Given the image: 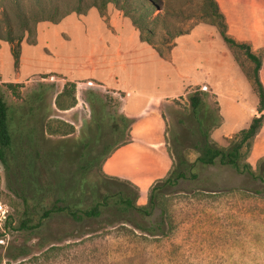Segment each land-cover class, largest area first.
Here are the masks:
<instances>
[{"label":"trees","instance_id":"obj_1","mask_svg":"<svg viewBox=\"0 0 264 264\" xmlns=\"http://www.w3.org/2000/svg\"><path fill=\"white\" fill-rule=\"evenodd\" d=\"M164 3L163 0H0V41L10 44L17 70L21 43L26 40L29 45L36 44V27L40 22L57 24L72 13L86 15L91 8L106 17L107 6L112 4L139 31L141 41L166 58L174 39L187 34L190 28L172 33L164 27L165 48L159 47L157 27L162 21ZM202 10L209 22L201 23L217 27L232 54L239 49L251 63L249 71L240 66L257 95L258 116L248 128L232 136L226 147L218 146L209 138V132L222 123L219 109L212 119L203 100L207 96L205 91L190 93L191 119L199 133L193 143L198 157L191 163L182 154L169 153L172 167L166 177L149 188L145 205H138L137 185L103 171L104 162L131 142L134 123L110 109L109 97L95 90L87 91L85 101L90 117L83 120L75 136L73 126L56 118L58 112L77 105L75 83L66 82L60 92H55L56 85L41 84L24 95L17 91L22 87L20 84L3 83L17 99L8 102L0 95V163L7 174V190L19 206L12 228L25 241H35L39 250L58 248L63 243L115 228L144 239L166 237L171 232L167 197L180 183L200 179L196 165L202 169L217 163L230 167L246 178L247 192L264 197V158L258 160L255 170L247 162L252 142L264 125V85L260 77L263 54H256L249 43L238 42L229 34L226 17L216 0H203ZM53 122L60 125L51 130ZM65 124L70 131L61 130ZM5 222L9 225L7 219ZM30 254L26 242L20 246L10 244L6 250L10 260Z\"/></svg>","mask_w":264,"mask_h":264},{"label":"rangeland","instance_id":"obj_2","mask_svg":"<svg viewBox=\"0 0 264 264\" xmlns=\"http://www.w3.org/2000/svg\"><path fill=\"white\" fill-rule=\"evenodd\" d=\"M163 1L165 3L162 6L164 9L162 21L157 27V41L161 48H165L162 39L167 37L164 27L174 33L188 30L204 21L209 22L204 18L203 0ZM216 1L228 14L245 9V20L252 39L251 46L256 49L254 50L256 54H263L260 77L264 85V0ZM232 28L235 30L237 26ZM62 40V46L53 47L52 42L51 48L38 46V50L35 51H38L39 58L43 59L41 67L55 65L64 69L72 68L74 52L80 58L78 59L80 66L85 67L87 51L72 48V38L66 33ZM233 54L245 71L251 70L252 65L241 50L235 49ZM3 63L4 77L14 79L15 72L13 66L9 68L7 56L3 57ZM28 75V72H23L20 76L24 78ZM41 84L56 85L55 92H60L65 83L62 76L53 78L50 75H40L21 83L22 87L17 88V91L24 95ZM76 87L77 105L71 110L58 112L56 116L59 121L74 127L75 136L83 120L90 117V109L85 101L87 91L95 90L109 97L110 109L123 114L122 93L93 83ZM198 89L201 87H194L183 96L162 102V113L167 124L165 136L167 149L169 153L184 155L191 163L198 157V152L193 149V143L198 139L199 133L196 123L191 119L188 95ZM203 91L207 95L203 98L207 107L205 108L214 119L218 115V102L209 90ZM252 92L253 96L248 102L254 107L255 117L258 116L256 111L258 98L253 86ZM0 95L8 102L17 99L3 83H0ZM66 124L61 125V130L70 131ZM58 125L60 124L57 122L51 123V130ZM214 130L209 132V138L221 147H226L229 139L235 135L232 133L231 137L223 138L224 133L228 134L233 130L228 123L225 127ZM262 158L264 125L252 142L247 162L255 170L258 160ZM195 172L200 176L199 180L188 179L180 183L167 197L165 204L171 220V226H168L171 232L168 236L144 239L121 228H115L81 240L63 243L57 246L58 248L47 247L39 250L35 247V241H25V237L12 228L17 219L19 206L15 204L14 198L7 190V174L0 163V203L5 206L6 219L9 221V225L4 224L6 219L0 222V264H264V197L259 198L247 192L246 178L219 163L207 169L196 165ZM150 187L147 188L145 185L142 190L138 187L140 190L138 205L147 203ZM25 242L30 247L31 254L28 257L18 260L6 257L8 245L20 246Z\"/></svg>","mask_w":264,"mask_h":264},{"label":"crops","instance_id":"obj_3","mask_svg":"<svg viewBox=\"0 0 264 264\" xmlns=\"http://www.w3.org/2000/svg\"><path fill=\"white\" fill-rule=\"evenodd\" d=\"M222 8L229 34L238 42L252 45L245 9L228 14ZM65 33L72 38V48L87 51L85 67L80 66L75 52L72 68L41 67L43 59L35 50L39 45L51 48V42L53 47L62 46ZM252 50L256 49L252 46ZM4 56L9 59V68L13 66L15 84L40 75L62 76L64 83L100 84L122 93L123 114L134 121L131 142L104 162L103 171L108 176L131 181L141 190L166 177L172 167L165 140L163 101L183 96L194 87L209 90L216 97L222 117L217 129L227 123L233 127L223 138L248 128L254 118V107L248 102L253 96L252 83L217 27L207 23L195 24L187 34L176 37L167 57L162 58L152 46L141 41L139 31L128 18L108 5L106 17L91 8L86 15L72 13L57 24L40 22L36 27V44L21 43L17 70L10 44L0 41V83H11L4 77ZM23 72L29 75L21 78Z\"/></svg>","mask_w":264,"mask_h":264},{"label":"built area","instance_id":"obj_4","mask_svg":"<svg viewBox=\"0 0 264 264\" xmlns=\"http://www.w3.org/2000/svg\"><path fill=\"white\" fill-rule=\"evenodd\" d=\"M206 90V89H203ZM6 209L5 206L0 203V222H3L6 219Z\"/></svg>","mask_w":264,"mask_h":264}]
</instances>
